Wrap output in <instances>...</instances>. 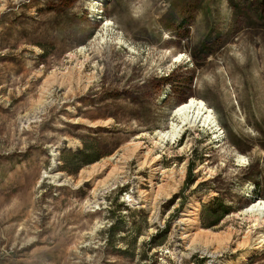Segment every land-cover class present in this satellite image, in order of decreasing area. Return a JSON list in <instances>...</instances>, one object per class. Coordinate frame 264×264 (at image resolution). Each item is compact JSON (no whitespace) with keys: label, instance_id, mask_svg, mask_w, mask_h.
<instances>
[{"label":"rangeland","instance_id":"rangeland-1","mask_svg":"<svg viewBox=\"0 0 264 264\" xmlns=\"http://www.w3.org/2000/svg\"><path fill=\"white\" fill-rule=\"evenodd\" d=\"M255 199L264 0H0V264H264Z\"/></svg>","mask_w":264,"mask_h":264},{"label":"bare ground","instance_id":"bare-ground-1","mask_svg":"<svg viewBox=\"0 0 264 264\" xmlns=\"http://www.w3.org/2000/svg\"><path fill=\"white\" fill-rule=\"evenodd\" d=\"M172 118L174 120L170 123L166 130L157 132L159 139L163 141L175 142L182 136L185 128L188 126L194 127L208 125V127H210L215 133L220 132V130H218V123L214 112L202 100L197 98H191L188 102L176 108L173 112ZM240 159L243 160V157ZM105 165L106 164L98 168L100 172L101 167L102 169L106 168ZM107 170H109L107 175L111 177L112 175L114 176L115 173L117 174V172L121 171L122 166H117V168L111 169L107 168ZM244 213L264 218V201L255 199V201L249 205ZM250 254L251 252L243 254L236 264H242L245 262Z\"/></svg>","mask_w":264,"mask_h":264},{"label":"trees","instance_id":"trees-1","mask_svg":"<svg viewBox=\"0 0 264 264\" xmlns=\"http://www.w3.org/2000/svg\"><path fill=\"white\" fill-rule=\"evenodd\" d=\"M190 99H191V98H190ZM190 99H189V100H190ZM189 100H188V101H189ZM188 101H187V102H188ZM184 104H185V103H184ZM181 105H183V104H181ZM181 105H179V106H181ZM179 106H178V107H179ZM178 107H176V108H178ZM176 108H175V109H176ZM175 109H174V110H175ZM174 110H173V111H174ZM173 111H172V112H173ZM171 114H172V113H171Z\"/></svg>","mask_w":264,"mask_h":264},{"label":"snow or ice","instance_id":"snow-or-ice-1","mask_svg":"<svg viewBox=\"0 0 264 264\" xmlns=\"http://www.w3.org/2000/svg\"><path fill=\"white\" fill-rule=\"evenodd\" d=\"M135 14V13H134ZM110 22V21H109ZM177 59H179V57H177ZM245 163H246V161H245Z\"/></svg>","mask_w":264,"mask_h":264}]
</instances>
